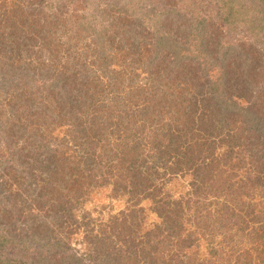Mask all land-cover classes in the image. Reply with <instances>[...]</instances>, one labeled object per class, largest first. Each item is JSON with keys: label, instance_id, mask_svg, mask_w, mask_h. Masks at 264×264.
Masks as SVG:
<instances>
[{"label": "trees", "instance_id": "16d2710c", "mask_svg": "<svg viewBox=\"0 0 264 264\" xmlns=\"http://www.w3.org/2000/svg\"><path fill=\"white\" fill-rule=\"evenodd\" d=\"M261 14L264 0H0V264H194L204 237L199 264H241L214 220L233 226L241 194L264 204V45L232 30L256 36ZM110 186L127 207L97 222L86 204ZM80 228L82 253L66 240Z\"/></svg>", "mask_w": 264, "mask_h": 264}, {"label": "rangeland", "instance_id": "374dc122", "mask_svg": "<svg viewBox=\"0 0 264 264\" xmlns=\"http://www.w3.org/2000/svg\"><path fill=\"white\" fill-rule=\"evenodd\" d=\"M252 5V3H251ZM89 12H92L93 15L95 14V9L93 6H89L86 9H82L81 13L83 14H89ZM263 19H264V14H261ZM258 22H264L260 21L258 18ZM256 22V23H258ZM233 31L238 35V38L244 41L248 40H253L259 44L264 45V29L261 30L264 25H261L259 28H255L254 30V35L256 36H251L247 35V33L242 31L240 23L238 21H233ZM221 26V23L219 24ZM247 28V27H244ZM248 28H252L251 26L248 25ZM242 31V32H241ZM253 41V42H254ZM251 42V41H250ZM59 134H63V129L59 130ZM244 169H241L237 177H228L227 181H235L239 180V178H243V176H240L243 174ZM237 180V181H238ZM192 181V176H187L186 179L182 176L179 175L178 177L173 178L169 183H166L165 186L163 187V192L164 193H171L170 196H173L175 199L179 198L181 193L179 191H176L177 189H181L183 192L184 191H189L190 190V182ZM162 184L160 182L159 186ZM161 187V186H160ZM159 187V188H160ZM111 186L110 187H104L101 191L100 194H97L96 197L88 202L86 204V209L91 211V218H94L95 221H105L108 220V218H112V215H117L119 211L124 210L127 205L124 203V201H120L119 199L111 200L109 199L111 195ZM176 189V190H175ZM239 192H235V196ZM259 192L255 193V196L247 195V194H241L238 196V198H235L238 202H234L233 204L230 202L231 207L235 208L236 212L235 215L236 217L232 218V224L233 226L229 225V222L227 220H224L221 218V220H214V223L216 224V241L218 242L219 240H223L226 238H231V236H234V241L237 240L240 242L239 249L237 250L236 253L229 254L232 252V248L229 245V243L224 246L225 247V252L228 255L224 254V262H226V259L233 260L234 258L237 259V256H240V259H237L238 263L241 264H264V240H261L259 237V232H256L255 228L262 223L264 225V204L261 202V197L259 196ZM212 196V195H211ZM241 197V199H240ZM213 198L216 201H219L220 203L224 202V196H218ZM213 200L211 197L207 201V204H211L210 201ZM235 204L237 206H235ZM239 205V206H238ZM152 203L150 201H144L141 205V209L143 210L144 213H141V217H145L143 224L145 225L146 229H153L155 225L159 222V219L157 218V215L153 213L151 210ZM220 207V206H219ZM242 207V208H240ZM216 205H214L211 208H207L206 212L207 213H214L216 210ZM256 212V214H259L258 216L254 217L253 215L247 214V212H252V210ZM234 209L231 210V212ZM234 213V212H233ZM78 218L82 219V214L78 212ZM229 213H226V216H229ZM232 217V216H231ZM254 217V221H258L256 223L253 222L252 218ZM209 219H211V214L209 215ZM230 220V218H229ZM82 221V220H81ZM259 227V226H258ZM257 227V228H258ZM97 230L101 231L99 228ZM108 234L112 235L113 238L116 237V231L117 230H112L111 228H107ZM223 230V231H222ZM238 230V231H237ZM240 230V231H239ZM220 231V232H217ZM231 232V233H229ZM139 233L142 234V231L139 230ZM84 236V228H80L79 231L73 235L70 239L66 238L68 240L75 251L78 250V252L82 253L87 250L85 244L83 241L86 240ZM207 237L201 238V246L193 249V253L191 254V258H189L188 262H194V264H199L200 261H203L204 258H211V253L209 247L207 248V242H205L204 239ZM203 239V240H202ZM215 241V242H216ZM233 242V241H232ZM243 258V259H242ZM234 261V260H233ZM211 264V262H209Z\"/></svg>", "mask_w": 264, "mask_h": 264}]
</instances>
